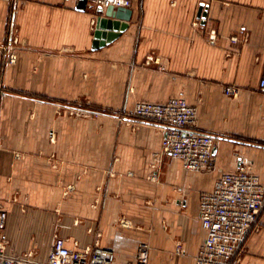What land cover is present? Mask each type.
<instances>
[{
  "label": "crops",
  "instance_id": "0c3cea01",
  "mask_svg": "<svg viewBox=\"0 0 264 264\" xmlns=\"http://www.w3.org/2000/svg\"><path fill=\"white\" fill-rule=\"evenodd\" d=\"M131 1L128 29L95 50L93 0L86 11L79 0H0V205L11 256L47 262L58 235L70 248L111 250L119 264L142 243L149 264H196L207 235L201 194L241 166L264 184V0ZM172 98L195 106L199 131L217 139L213 172L169 155L156 162V125L67 107L128 114ZM233 264H264V212Z\"/></svg>",
  "mask_w": 264,
  "mask_h": 264
},
{
  "label": "built area",
  "instance_id": "2783aa9c",
  "mask_svg": "<svg viewBox=\"0 0 264 264\" xmlns=\"http://www.w3.org/2000/svg\"><path fill=\"white\" fill-rule=\"evenodd\" d=\"M93 1L104 7H132L131 0ZM211 38L216 40L215 32ZM232 41L236 43L238 38H232ZM16 60V54L12 53L8 62L15 63ZM260 91L264 95V78L260 82ZM239 92L236 87L226 89V93L233 97ZM120 119L153 124L161 130L162 150L156 154V162H160L162 155H169L180 160L188 171L215 170L217 139L199 131L198 110L184 98H172L166 103L137 102L132 112L121 114ZM263 212L264 184L250 167L241 166L235 172L221 175L213 190L202 193L200 197V219L207 235L196 264H233L238 260L250 232L259 230ZM7 222L8 212L0 205V264H119L111 250L99 245L70 248L67 240L58 235L47 262L34 261L33 254L11 256L7 253L4 237ZM150 250L149 244H140L135 261L129 264H149Z\"/></svg>",
  "mask_w": 264,
  "mask_h": 264
},
{
  "label": "water",
  "instance_id": "95a60500",
  "mask_svg": "<svg viewBox=\"0 0 264 264\" xmlns=\"http://www.w3.org/2000/svg\"><path fill=\"white\" fill-rule=\"evenodd\" d=\"M89 4L90 0H79L77 9L86 11ZM133 13V9L127 7H115L113 5L104 7L99 5L97 7L98 19L93 48L95 50L104 48L119 39L128 29ZM199 19L203 21L207 19V11L204 4L200 7Z\"/></svg>",
  "mask_w": 264,
  "mask_h": 264
},
{
  "label": "rangeland",
  "instance_id": "374dc122",
  "mask_svg": "<svg viewBox=\"0 0 264 264\" xmlns=\"http://www.w3.org/2000/svg\"><path fill=\"white\" fill-rule=\"evenodd\" d=\"M67 107L69 108L70 112H74L75 116H76V113L80 112L78 113L79 117H83L86 119H96L103 115H110V116H113V117L115 116L116 118H118L120 122H124L123 120L120 119V115L122 114V112H112L109 110H103L101 108H98L96 106H91L86 103L71 102L69 106Z\"/></svg>",
  "mask_w": 264,
  "mask_h": 264
}]
</instances>
